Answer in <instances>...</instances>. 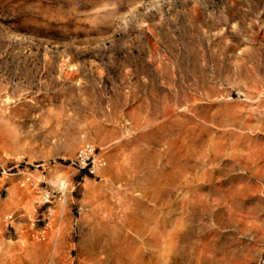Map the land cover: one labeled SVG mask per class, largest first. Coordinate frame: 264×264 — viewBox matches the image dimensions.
Wrapping results in <instances>:
<instances>
[{
    "label": "rangeland",
    "instance_id": "374dc122",
    "mask_svg": "<svg viewBox=\"0 0 264 264\" xmlns=\"http://www.w3.org/2000/svg\"><path fill=\"white\" fill-rule=\"evenodd\" d=\"M0 264H264V0H0Z\"/></svg>",
    "mask_w": 264,
    "mask_h": 264
},
{
    "label": "built area",
    "instance_id": "2783aa9c",
    "mask_svg": "<svg viewBox=\"0 0 264 264\" xmlns=\"http://www.w3.org/2000/svg\"><path fill=\"white\" fill-rule=\"evenodd\" d=\"M79 169H88L91 173H96L104 165V159L94 144L86 142L76 152L70 162Z\"/></svg>",
    "mask_w": 264,
    "mask_h": 264
}]
</instances>
